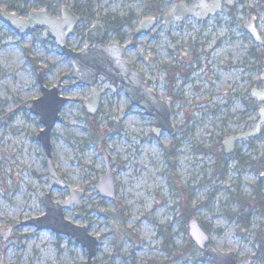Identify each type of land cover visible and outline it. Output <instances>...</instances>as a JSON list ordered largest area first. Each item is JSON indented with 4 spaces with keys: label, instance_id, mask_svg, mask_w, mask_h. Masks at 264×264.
Here are the masks:
<instances>
[{
    "label": "rangeland",
    "instance_id": "1",
    "mask_svg": "<svg viewBox=\"0 0 264 264\" xmlns=\"http://www.w3.org/2000/svg\"><path fill=\"white\" fill-rule=\"evenodd\" d=\"M182 1L196 0H159L157 25L125 51L150 88L161 99L171 97L173 137L162 132L155 138L152 118L130 106L122 89L104 94L98 113L88 116L82 102L89 87L74 83L70 61L58 46L43 38L42 29L21 36L0 21V232L45 212L46 154L35 140L42 124L28 110L40 95L36 76L42 69L46 85L60 81V94L69 99L51 129V153L66 184L84 189L82 203L65 209L64 217L88 223L90 234L101 237L93 264H212L190 240L191 216L203 223L219 250L238 261L249 256L252 264H264V247L256 241L258 232L264 235V211L245 207L248 225L237 213L238 197L252 198L256 185L264 197V124L259 136L238 141L230 155L221 145L225 137L252 128L264 104L250 94L251 87L264 88L259 79L264 0L223 3L204 21L189 17L165 29L161 16ZM149 2L0 0V9L26 16L45 6L59 15L62 6H75L82 19L67 44L76 51L85 46L93 21L112 16L132 24L108 30L105 43L121 36L130 41L140 19L151 15ZM251 13L263 43H255L243 26ZM104 151L114 172L115 204L96 191L105 173ZM50 193L55 201L69 196L67 189ZM86 254L75 240L34 226L19 225L6 241L0 233L4 264H85Z\"/></svg>",
    "mask_w": 264,
    "mask_h": 264
},
{
    "label": "water",
    "instance_id": "2",
    "mask_svg": "<svg viewBox=\"0 0 264 264\" xmlns=\"http://www.w3.org/2000/svg\"><path fill=\"white\" fill-rule=\"evenodd\" d=\"M231 5L235 0H196L193 4L185 1L173 4L171 10L161 16V24L165 29L170 30L173 23H178L189 17L196 18L198 21H204L210 16L220 12L223 3ZM60 15L49 13L45 6L35 10L31 9L22 16L12 10L0 9V21L10 29L19 32L20 35L28 36L34 29H42V35L45 40H52L61 51V54L67 57L72 66L69 75L76 85L81 84L89 87V94L83 100L82 106L88 116H94L98 111L102 96L108 91H123L128 98L130 106H136L142 110L143 114L152 118V135L160 138L162 132H167L170 136H175L177 126L172 116V99L160 96L150 88V85L144 79L143 73L132 63L125 59V51L134 44L133 40L128 42H104L105 23L96 20L85 31V46L80 50H73L67 44V38L73 34L75 27L80 23L79 16L64 5L59 11ZM256 17L252 15L243 24L247 34L253 37L255 43H263V39L255 25ZM158 19L154 16H146L140 19V22L133 29V37L137 38L141 34H148L156 26ZM264 68V61H263ZM38 87L40 95L33 99L28 110L34 116H38V121L42 124L35 135V140L42 145L46 154V175L48 178L49 189L42 199L45 212L39 217L19 223L24 226H34L35 229L50 230L51 232L67 236L82 248L86 249L85 264H93V257L98 251L101 237L91 235L88 223L77 225L64 217V210L74 205H80L84 196L83 188H73L66 184L62 174H59L55 163H53L51 153L50 134L51 129L58 122L61 108L68 103L69 99L60 94V81L55 85L47 86L43 78V71H37ZM259 79L264 81V69L260 73ZM104 85L105 87H101ZM251 97L258 103H264V88H250ZM257 120L255 125L241 131L231 134L223 139L222 145L226 155L232 154L235 143L246 138H254L261 134V128L264 124V104L257 109ZM105 161V173L98 179L96 191L102 198L117 203L116 183L114 182V172L110 163V157L106 151L103 153ZM53 188L67 189L68 197L55 201L50 191ZM188 233L190 240L196 244L211 260L212 264H252V258H246L238 261L233 253L219 250L210 241V234L207 232L201 222L191 216L188 220ZM18 224H9L2 230L1 236L4 241L9 234L16 229ZM0 264H4L0 261Z\"/></svg>",
    "mask_w": 264,
    "mask_h": 264
},
{
    "label": "trees",
    "instance_id": "3",
    "mask_svg": "<svg viewBox=\"0 0 264 264\" xmlns=\"http://www.w3.org/2000/svg\"><path fill=\"white\" fill-rule=\"evenodd\" d=\"M158 2L159 0H151V2H149V8L151 7V15L153 16H157L160 12V8L158 7ZM72 10L74 12L78 13V9L74 6L72 7ZM81 18V16H80ZM82 19V18H81ZM105 22V21H104ZM107 26H106V32L108 30H112L115 32H118L121 28L125 27V26H129L131 25V20H129L128 18H123V17H116V16H112L110 18L107 17V22H106ZM119 41L122 40V36L119 37ZM264 53V52H263ZM262 56H264V54H260L259 57L261 58ZM263 59V58H262ZM94 117H91V120H95L93 119ZM86 119L88 121L89 120L87 117ZM243 161L241 160V163ZM263 170V169H262ZM238 211L237 213L239 214V218L244 222L247 223L246 225H248L249 223V216H250V211L248 209H245V207L249 208L250 204L252 205V207H257L259 208V210L261 209V211H264V197H262V195L260 194V187L259 185H256V190H255V195L252 198H243V197H238ZM250 207V208H252ZM203 225V223H202ZM204 227V226H203ZM246 227V226H245ZM205 228V227H204ZM205 230L207 231V229L205 228ZM256 241L260 242V246L264 247V235L262 236V233L258 232Z\"/></svg>",
    "mask_w": 264,
    "mask_h": 264
},
{
    "label": "flooded vegetation",
    "instance_id": "4",
    "mask_svg": "<svg viewBox=\"0 0 264 264\" xmlns=\"http://www.w3.org/2000/svg\"><path fill=\"white\" fill-rule=\"evenodd\" d=\"M209 1H210V0H209ZM69 8H70V7H69ZM70 9L72 10V8H70ZM72 12H74V11L72 10ZM74 13H76V14L79 16V18H80V15H79L77 12H74ZM252 15H254V14L251 13V16H252ZM251 16H250V17H251ZM254 16L256 17V15H254ZM250 17H249V18H250ZM80 20H81V18H80ZM79 22H80V21H79ZM102 22H104V21H102ZM104 23H105V29H106L107 24H106V22H104ZM243 24H244V23H243ZM75 28H76V27H75ZM74 30H75V29H74ZM73 32H74V31H73ZM105 32H106V30H105ZM106 34H107V32H106ZM106 34H105V36H106ZM84 40H85V38H84ZM104 42H105V37H104ZM159 137H160V136H159ZM155 138H157V137H155ZM235 144H236V143H235ZM235 144H234V145H235ZM221 145H222V142H221ZM222 146H223V145H222ZM235 148H236V145H235V147H234V150H235ZM223 152H224V147H223ZM233 152H234V151H233ZM224 154H225V153H224ZM225 155H226V154H225ZM109 161H110V160H109ZM110 163H111V161H110ZM111 166H112V165H111ZM63 177H64V176H63ZM64 179H65V178H64ZM252 260H253V259H252ZM251 263H253V262H251Z\"/></svg>",
    "mask_w": 264,
    "mask_h": 264
}]
</instances>
